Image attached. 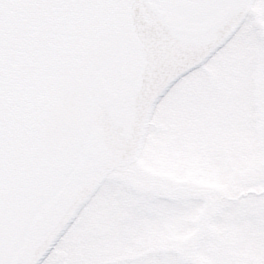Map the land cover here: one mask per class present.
Returning a JSON list of instances; mask_svg holds the SVG:
<instances>
[{
	"label": "snow or ice",
	"instance_id": "snow-or-ice-1",
	"mask_svg": "<svg viewBox=\"0 0 264 264\" xmlns=\"http://www.w3.org/2000/svg\"><path fill=\"white\" fill-rule=\"evenodd\" d=\"M0 264H264V0H0Z\"/></svg>",
	"mask_w": 264,
	"mask_h": 264
}]
</instances>
